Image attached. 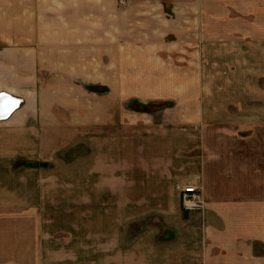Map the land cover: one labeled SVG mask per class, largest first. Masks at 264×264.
I'll return each mask as SVG.
<instances>
[{
    "label": "crops",
    "instance_id": "0c3cea01",
    "mask_svg": "<svg viewBox=\"0 0 264 264\" xmlns=\"http://www.w3.org/2000/svg\"><path fill=\"white\" fill-rule=\"evenodd\" d=\"M9 3L11 8H0V93L22 102L20 105L17 101V107L9 116L0 119V155L9 148L12 139L13 143L19 141L16 135L24 134V125L38 114L37 111L42 110L41 116L48 118L50 124L56 112L76 108L75 102L61 99L69 93L70 86L61 81L60 49H78L77 34L83 40L93 30L95 33L99 29L103 31L99 23L93 27V22L86 17H103L107 23L104 27L116 28L117 34L112 36L118 38V47L120 41L126 42V32L137 30L145 40L139 45L141 48L133 45L134 49H188L190 31L195 29L208 33L204 36L208 37L206 42L214 45L221 38L215 26L222 20L244 23L245 36L253 35V28L264 30V0H127L124 4L119 0H16L6 1V6ZM3 4L0 0V6ZM224 6L228 8L224 9ZM258 12L260 17H252ZM127 17H131L133 23ZM115 19L117 25H113ZM210 24L211 32L208 31ZM101 40L99 49H105L104 35H101ZM82 46L86 54L88 43L83 40ZM30 49H50L51 52H45L44 58H38V51ZM113 50L117 52L119 49H108L111 53ZM32 54L35 57L31 58ZM259 54L263 55L260 59L264 62V53L259 51ZM71 59L69 54L65 57L66 63ZM91 65L84 63V83L92 76L94 66ZM77 76L75 73L69 77L75 85ZM107 77L105 82L112 86L119 87L125 81L124 78L116 81ZM206 80L200 78L195 84L202 86L201 81ZM165 83L167 86L178 85L171 80ZM209 90L205 88L197 95L207 96ZM116 92L119 98L124 97L121 89L117 88ZM185 93L183 90L179 95L182 103L183 96L186 102L175 110L172 117L187 118V112H196V109L200 118H210L215 114L212 110L207 111L208 106L203 109L196 106L203 100L202 96L189 98ZM190 105H193V110L188 109ZM83 113L87 115L86 109ZM158 128L156 135L165 133V127ZM149 130L154 132V129ZM188 133L180 131L181 135L173 144L171 137H168L170 140L166 137L157 140L156 137V143L142 141L134 153L123 150L115 163H107L105 170L108 176L100 180L105 185L127 182L144 187L133 193L117 190V212L124 209L121 198L131 197L133 206L143 207L144 213L157 214L165 226L180 232L175 241L160 244L145 237L128 243L119 233L112 237L107 233L102 245H107L112 253H103L101 264H264V189H255L254 184L258 181L264 183V171H261L260 179H254L252 165L237 161L235 171L228 163L229 158H223L216 148L221 143L210 146L203 138L188 147L184 145L188 141L184 135ZM238 135L248 137L240 132ZM181 139L183 142H178ZM174 145L185 147L174 148ZM246 145L252 148L254 143ZM50 146L59 148L57 141H52ZM228 148L231 150L233 147ZM19 149H24V146H19ZM233 156L237 159L236 152ZM176 181L191 182L201 187L202 212L181 210L178 193L174 189ZM16 197L12 190L0 189V264H65L67 260L73 264L71 261L84 260L77 256L72 246L64 251L61 246L55 247L52 241L49 240L50 244L46 240L50 234L44 229V213L40 206L44 204V194L34 203L23 195L19 196L22 202H18ZM151 199L162 200L152 205L157 201ZM176 202L181 210L178 222L173 221ZM102 207L109 210V205Z\"/></svg>",
    "mask_w": 264,
    "mask_h": 264
},
{
    "label": "rangeland",
    "instance_id": "374dc122",
    "mask_svg": "<svg viewBox=\"0 0 264 264\" xmlns=\"http://www.w3.org/2000/svg\"><path fill=\"white\" fill-rule=\"evenodd\" d=\"M6 1L16 0H2L1 9L11 8V3L6 6ZM252 17H260V13L252 14ZM86 18L93 22V27L99 23L103 30L96 33L93 30L83 39L89 46L87 55L78 34V49H60L61 81L70 86L69 93L61 99L75 102L76 108L56 112L50 124L48 118L41 116L42 110L27 120L24 134L16 135L19 141L13 143L12 139L9 148L0 155V189L12 190L18 202H22L19 196L23 195L34 203L44 194V204L40 206L44 213V229L50 234L46 240L52 241L55 247L61 246L64 251L72 246L77 256L84 259L70 260L73 264H101V255L112 253L107 245H102L107 233L110 237L119 233L128 243L145 237L160 244L175 241L180 232L165 226L157 214L144 213L143 207L133 206L131 197L121 198L124 209L116 211L119 202L117 190L133 193L144 188L127 182L105 185L100 181L108 176L105 170L107 163H115L123 150L134 153L142 141L156 143V137L157 140H162L159 137H166V140L171 137L173 144L181 135L180 131L182 134L189 132L184 135L188 140L184 145L191 147L203 138L210 146L221 143L216 148L223 158H229L231 169L236 171L237 161L252 165L254 179L262 177L264 62L259 51L264 53V30L253 28V35L245 36L244 23L222 20L215 26L221 38L214 45L206 42L208 37L204 36L208 33L195 29L190 31L188 49H134L133 45L140 47L145 40L137 30L126 32V42L120 41L118 47V38L112 36L117 34L116 28L104 27L107 23L103 17ZM127 18L133 23L131 17ZM120 20L123 24L122 17ZM117 23L115 19L113 25ZM211 29L212 24L208 31ZM101 35H104L105 49H99ZM108 49L119 50L111 53ZM30 50L38 51V58H44L51 52L50 49ZM66 51L72 57L69 63L65 61L69 56ZM85 62L94 66L90 67L93 68L92 76L87 83L83 82ZM75 73H78L77 85L69 79ZM106 77L116 81L124 78L125 81L119 87L112 86L105 82ZM200 78L207 79L201 81L202 86L195 84ZM166 80L178 85L167 86ZM117 88L124 92L123 98L117 96ZM205 88L210 89L207 96L197 95ZM183 90L189 98L202 96L203 100L196 106L202 109L208 106L207 111L212 110L215 114L210 118H200L196 109V112H187V118L172 117L175 110L186 102L183 96L182 103L179 95ZM188 109L193 110V105ZM158 126L165 127L164 134L156 135L155 131L160 129ZM149 129H154V132ZM239 132L248 137L239 136ZM52 141H57L59 148L52 149ZM179 141L183 142L182 139ZM251 143L254 145L249 148L246 144ZM19 146H24V149H19ZM228 146L235 149L229 150ZM182 147L185 146L174 145V148ZM235 152L237 159L233 156ZM254 184L255 189H264L263 182ZM151 200L157 201L152 202L154 205L162 199ZM108 205L109 210L102 207ZM180 211L176 202L174 222L180 221ZM65 264L71 263L67 260Z\"/></svg>",
    "mask_w": 264,
    "mask_h": 264
},
{
    "label": "built area",
    "instance_id": "2783aa9c",
    "mask_svg": "<svg viewBox=\"0 0 264 264\" xmlns=\"http://www.w3.org/2000/svg\"><path fill=\"white\" fill-rule=\"evenodd\" d=\"M127 0H119L124 4ZM174 189L178 193L180 208L184 212H202L204 208L201 187L195 183L176 181Z\"/></svg>",
    "mask_w": 264,
    "mask_h": 264
},
{
    "label": "water",
    "instance_id": "95a60500",
    "mask_svg": "<svg viewBox=\"0 0 264 264\" xmlns=\"http://www.w3.org/2000/svg\"><path fill=\"white\" fill-rule=\"evenodd\" d=\"M3 99H2V102H0V110L1 109H4L5 108V106L6 105H8L9 104V106L14 102V98H12V97H10L9 95H7V96H1ZM10 102V103H9ZM16 108V106L14 107V108H12V109H10V110H7V111H5L6 112V114H4V115H0V119L1 118H6V117H8L9 116V114L14 110ZM9 113V114H8ZM8 114V115H7Z\"/></svg>",
    "mask_w": 264,
    "mask_h": 264
},
{
    "label": "bare ground",
    "instance_id": "6f19581e",
    "mask_svg": "<svg viewBox=\"0 0 264 264\" xmlns=\"http://www.w3.org/2000/svg\"><path fill=\"white\" fill-rule=\"evenodd\" d=\"M1 96H7V94H4V93H0V102H2V97ZM14 100V102L9 106V104L8 105H6L5 106V108L4 109H1L0 110V115H4V114H6V112L5 111H7V110H10V109H12V108H14L15 106L17 107V101H21V99H18L17 101H16V99H13ZM10 103V102H9ZM17 104V105H16ZM9 114V113H8ZM7 114V115H8Z\"/></svg>",
    "mask_w": 264,
    "mask_h": 264
}]
</instances>
